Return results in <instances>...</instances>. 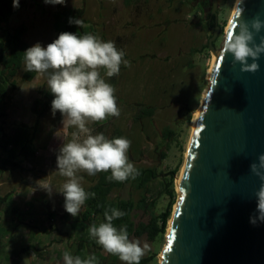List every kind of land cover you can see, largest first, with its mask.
I'll return each mask as SVG.
<instances>
[{"label":"rangeland","instance_id":"rangeland-1","mask_svg":"<svg viewBox=\"0 0 264 264\" xmlns=\"http://www.w3.org/2000/svg\"><path fill=\"white\" fill-rule=\"evenodd\" d=\"M181 1L140 0L125 5L123 0H65L64 5H51L37 0L38 5L30 6L26 0L9 18L10 27L22 22L26 24L27 32L23 40L28 47L36 43L46 47L54 41L55 36L52 14L68 8L83 24L87 22V25L93 26L92 35L105 42L114 41L117 50L125 53L124 59L130 62V66L122 63L119 75L108 78L104 70H100L101 76L115 89L119 117L109 116L88 126L93 135L103 133L108 139L124 137L130 140L127 155L134 167L157 168L160 176L148 185L146 195L149 203H154L152 209L155 213L164 211L169 203L164 182L169 180L172 171H175L172 185L177 200L176 181L184 163L192 120L208 85L207 71L211 63V55L205 48L212 34L206 20L211 6L203 12L194 5L195 0H189L185 6L181 5ZM235 1L217 0L216 22L220 30L213 41L216 52L223 45L224 30ZM23 69L24 63L16 76L17 88L27 84L21 82ZM46 83V78L35 77L32 91H25L26 96L20 92L21 102L29 107L15 108L20 113L17 115L20 119L14 122L27 124L31 132L29 139L37 149V155L32 162L17 157L20 165L16 171L20 172L19 168H38L47 180H56V154L59 147L71 139L70 133L75 129L65 132L59 112L53 115L49 110L43 117H36L32 113L33 102L41 98V90L45 89ZM14 94L12 100L20 98V95ZM142 108L153 109V112L143 115L140 113ZM165 128L171 131L168 140L162 136ZM78 175L82 177L81 186L84 189L95 179V175L89 176L85 172ZM65 182L66 178L60 177V184ZM23 188L30 193V188ZM129 193L128 186H124L112 196L128 198ZM133 198L136 199L137 195L134 194ZM138 219L145 221L146 217L139 213ZM58 222L61 223L55 218L56 226ZM100 223L102 221L99 219L93 222L97 226ZM131 240H139L141 245L147 243L149 250L142 258H149L148 264H159L158 255L164 247L165 235L154 241H149L145 236ZM98 250L104 251L100 245Z\"/></svg>","mask_w":264,"mask_h":264},{"label":"water","instance_id":"water-1","mask_svg":"<svg viewBox=\"0 0 264 264\" xmlns=\"http://www.w3.org/2000/svg\"><path fill=\"white\" fill-rule=\"evenodd\" d=\"M216 7L211 0L214 26L207 42L216 59L192 127L159 264H264V222L250 223L262 183L250 165L264 154V54L256 61L258 71L241 72L231 54L221 55L223 45L216 52ZM255 18L264 21V0H238L224 41L238 33V22L251 31ZM261 37L264 27L253 33L256 44Z\"/></svg>","mask_w":264,"mask_h":264},{"label":"clouds","instance_id":"clouds-1","mask_svg":"<svg viewBox=\"0 0 264 264\" xmlns=\"http://www.w3.org/2000/svg\"><path fill=\"white\" fill-rule=\"evenodd\" d=\"M45 4L64 5L65 0H44ZM13 8L19 7V0H12ZM242 9H239L241 14ZM69 24H83L78 18H69ZM249 24L238 22L237 31L230 32L223 44L221 55L231 54L233 63L241 65V72H256V61L264 54V37L256 44L253 33L260 32L264 21L255 18ZM24 69L36 73V79L46 78L47 89L53 95L51 112H59L62 128L75 129L70 133L71 139L62 144L56 154V168L60 176L66 178L59 193L64 196V209L72 217H77L81 207L95 193H87L81 186L78 175L85 172L89 176L100 172H109V181L125 182L135 179L139 172L129 162L128 150L131 142L127 138L108 139L103 133L92 134L88 126L101 122L109 116L119 117L115 89L101 76V69L108 78L119 75L120 66L126 67L130 62L124 59L125 53L117 50L114 41H102L95 35L78 36L62 32L46 47L39 43L24 52ZM251 58L252 63H248ZM250 171L262 181L255 192L256 215L250 217V223L264 222V154L259 155L258 162L250 165ZM40 189L51 195L54 190L50 182ZM104 212L106 222L89 227V236L95 239L104 252L115 255L123 264H140L141 258L149 250V245H141L139 240H130L126 226L119 230L113 226V220L121 218L124 212L112 208ZM64 264H98L96 257L81 259L69 252L63 254Z\"/></svg>","mask_w":264,"mask_h":264},{"label":"trees","instance_id":"trees-1","mask_svg":"<svg viewBox=\"0 0 264 264\" xmlns=\"http://www.w3.org/2000/svg\"><path fill=\"white\" fill-rule=\"evenodd\" d=\"M26 0H19V6ZM28 5L33 6L37 4V0H27ZM140 0H123L125 5L136 3ZM189 0L181 1V5H187ZM13 8L12 0H0V33L2 35L0 46V119H4L6 115L3 111V105L9 95L17 90L16 76L19 69L24 63V51L29 48L28 44L23 40L27 32L25 23H20L15 27L9 26V18L16 11ZM41 12H43L41 10ZM69 18H78L74 11L68 8L57 10L52 14V29L55 34L54 40L62 32H70L82 36L85 34H93L92 26L84 27L69 24ZM207 20V18H206ZM213 21V18H212ZM213 24V23H211ZM205 48H208L206 46ZM36 73L23 72L21 75V82H30L36 76ZM53 95L47 89L41 90V98L36 99L31 107L32 113L36 117H43L49 110H51V101ZM153 109H140V113L151 114ZM4 120L0 125V151L7 152L6 157L0 155V167L15 169L19 167L20 163L16 160L17 157L22 158L27 162H32L36 158L37 149L33 143L30 142V129L25 124H17L5 129L3 126ZM164 139L168 140L171 137L169 128L162 131ZM139 175L135 179L129 178L125 182L109 181V172H100L95 175V179L91 185L85 188L87 193H95V197H89L84 205V212L82 214L83 221L92 222L99 219L106 222L104 219V212L112 208H116L125 213L121 218L113 220V226L118 230L126 226L129 239L140 238L145 236L149 241H154L157 237L162 239L166 234L167 224L172 213V206L176 201V194L172 185V178L175 171L170 172V178L165 180L166 195L169 203L165 210L160 213H155L152 209L154 203H149L146 195L148 185L156 180L160 174L157 168L151 166L135 167ZM124 186H128V198H119L112 196L113 193ZM136 194L137 198H133ZM141 213L146 217L145 221L138 219V214ZM67 215V214H66ZM65 215V216H66ZM98 244L95 239L89 236V233L82 231L78 238L77 251L82 257L85 256L86 248L90 249L89 256H95L98 264H120L119 258L115 255L105 253L98 250ZM149 258H141L140 264H148Z\"/></svg>","mask_w":264,"mask_h":264},{"label":"crops","instance_id":"crops-1","mask_svg":"<svg viewBox=\"0 0 264 264\" xmlns=\"http://www.w3.org/2000/svg\"><path fill=\"white\" fill-rule=\"evenodd\" d=\"M83 25L86 28L89 26L87 22ZM1 38L0 33V42ZM33 81L18 87L14 95L23 92L26 96L24 92L30 93L34 88ZM12 93L3 105L6 117L0 119V125L2 120L5 121L3 126L6 130L20 119L17 118L20 113L15 108L29 107L21 102V95L12 100ZM23 124L27 125L25 122ZM7 152L0 151V155L6 157ZM17 169L0 167V264H64L63 254L66 251L87 259L90 249L86 248L85 256L82 257L77 251V243L82 231L89 233L88 229L94 220L83 221V207L77 217L65 211L64 196L58 192L63 185L60 184L62 176L58 174L56 180H47L38 168H19L20 172ZM46 182H50L56 190L51 195L39 188ZM24 186L30 188V193L25 191ZM55 218L61 221L57 226Z\"/></svg>","mask_w":264,"mask_h":264},{"label":"bare ground","instance_id":"bare-ground-1","mask_svg":"<svg viewBox=\"0 0 264 264\" xmlns=\"http://www.w3.org/2000/svg\"><path fill=\"white\" fill-rule=\"evenodd\" d=\"M237 2H238V0L235 1V4H234L233 10H232V13H231L230 19H229V21H228V24H227L226 27H225V30H227V28H228V26H229V24H230L231 17L233 16L234 10H235L236 5H237ZM221 48H222V47H221ZM215 59H216V55H212V56H211L210 67L208 68V71H207V77L209 76V73H210V70H211V65L213 64V62L215 61ZM203 96H204V94H203ZM202 98H203V97H202ZM199 111H200V108H199V109L195 112V114H194V118H193V120H192V127H193L194 122H195V120H196V118H197V116H198ZM186 153H187V150H186V152H185V155H186ZM181 170H182V169H181ZM178 183H179V179H177V181H176V189H177V191H178V186H179ZM161 251H162V250H161ZM161 251H160V253H159V255H158L159 263H160V261H161Z\"/></svg>","mask_w":264,"mask_h":264},{"label":"flooded vegetation","instance_id":"flooded-vegetation-1","mask_svg":"<svg viewBox=\"0 0 264 264\" xmlns=\"http://www.w3.org/2000/svg\"><path fill=\"white\" fill-rule=\"evenodd\" d=\"M194 5L199 6L203 10V12H206L207 11L206 8L209 5L211 6V0H195ZM210 11L208 12L206 18H207L208 27L211 29L214 26V16L210 14ZM212 18H213V21H212Z\"/></svg>","mask_w":264,"mask_h":264},{"label":"snow or ice","instance_id":"snow-or-ice-1","mask_svg":"<svg viewBox=\"0 0 264 264\" xmlns=\"http://www.w3.org/2000/svg\"><path fill=\"white\" fill-rule=\"evenodd\" d=\"M168 249H166V251H167Z\"/></svg>","mask_w":264,"mask_h":264}]
</instances>
